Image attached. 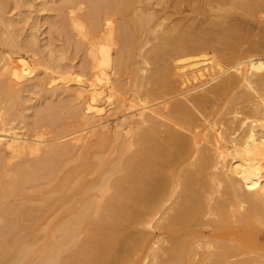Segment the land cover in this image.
I'll use <instances>...</instances> for the list:
<instances>
[{
	"label": "bare ground",
	"instance_id": "obj_1",
	"mask_svg": "<svg viewBox=\"0 0 264 264\" xmlns=\"http://www.w3.org/2000/svg\"><path fill=\"white\" fill-rule=\"evenodd\" d=\"M13 1L0 264H264V0H63L79 67L28 22L55 0Z\"/></svg>",
	"mask_w": 264,
	"mask_h": 264
},
{
	"label": "rangeland",
	"instance_id": "obj_2",
	"mask_svg": "<svg viewBox=\"0 0 264 264\" xmlns=\"http://www.w3.org/2000/svg\"><path fill=\"white\" fill-rule=\"evenodd\" d=\"M8 1H9V5H8L9 7H8V10H6V16H8V17H17L18 7L15 5V2L13 0H8ZM38 2H39V0H34V3H38ZM61 4L64 5L65 2L63 0H55V2H49L48 5H47V9H45V10L44 9H40L38 6H34V7L30 8V10L32 11V14H31L32 18H30L28 20V22L30 24L33 23V24L38 26L36 34H37L38 39L40 40L41 44H45V43L49 44L50 43L51 44L50 46L52 47V45H53V48H55V49H60V50L63 49L64 50L63 52L66 54V56L68 55V57L70 58L71 62L74 64V66L75 67H79V65H80V63L82 61V58L85 57V53H84V51L82 49H79L78 46H76V41H75L76 40V36H74V33L73 32H71L70 34L67 33L68 34L67 35L66 32H62L63 30L58 29L55 26H53V27L49 26L50 25L49 22H53L54 21V23H55L56 20H58L59 17L57 15L56 7H58ZM21 9L25 10V9H27V7H23ZM167 10L171 11L173 9L171 7H167ZM64 14L67 15L66 12ZM183 14H185V15H191L192 14L191 11L189 10V7H186V6L183 5L182 6V11L181 12H173L172 16L167 20V22H169V21H171V20H173L175 18L181 17ZM234 15L236 16L235 19L238 22L243 23L244 25H246V27H249L254 33H256L258 31L259 25H257L256 23H254L252 21L244 19L238 13H234ZM198 22H200V23L203 22L204 23V18L200 16L199 19H198ZM22 24L23 23L21 22V25ZM25 27H27V26H25ZM55 38H57V39H55ZM69 41H71V43ZM59 42H60V44H59ZM62 43H63V46H62ZM64 47H65V49H64ZM6 50H7V46L3 45V44H0V52H6ZM44 57H46V56H44ZM62 99H63L62 96H57L55 98L42 97L39 100L36 99V98L35 99L33 98L34 106H33V103H32V107L33 108H32V110H30L28 112V114L29 113H33V114H30V116H29L30 122L32 123L33 119L35 120V117H34L35 113L34 112L37 109H41L42 107H43L42 109H45V107H47V105H49V104L57 105L59 103H60L59 107H64L63 105H65L66 103L63 102L64 99L63 100ZM38 104H40V105H38ZM61 104H63V105H61ZM31 123L28 125L29 131H30L29 134L33 133V125ZM41 130H44L45 132L48 131L47 135H49V134L52 135V133H53L52 131L49 132V127L48 126L47 127L46 126L42 127Z\"/></svg>",
	"mask_w": 264,
	"mask_h": 264
}]
</instances>
